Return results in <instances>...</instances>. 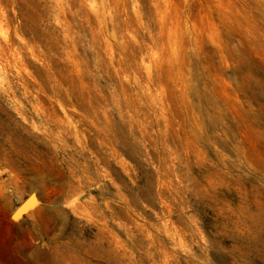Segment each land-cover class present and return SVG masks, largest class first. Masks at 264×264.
Returning a JSON list of instances; mask_svg holds the SVG:
<instances>
[{"label":"rangeland","instance_id":"1","mask_svg":"<svg viewBox=\"0 0 264 264\" xmlns=\"http://www.w3.org/2000/svg\"><path fill=\"white\" fill-rule=\"evenodd\" d=\"M0 264H264V0H0Z\"/></svg>","mask_w":264,"mask_h":264},{"label":"water","instance_id":"2","mask_svg":"<svg viewBox=\"0 0 264 264\" xmlns=\"http://www.w3.org/2000/svg\"><path fill=\"white\" fill-rule=\"evenodd\" d=\"M35 193H31V194H29L16 208H15V211H14V213H13V215L15 214V213H17L18 211H20L21 212V210H22V212L21 213H19V215L18 216H20V215H22L25 211H23V207H30V206H32L33 205V202L32 203H30L29 205H26V203L29 201V199H31L33 196L35 197ZM37 196V195H36ZM32 199H34V198H32ZM33 201V200H32Z\"/></svg>","mask_w":264,"mask_h":264},{"label":"bare ground","instance_id":"3","mask_svg":"<svg viewBox=\"0 0 264 264\" xmlns=\"http://www.w3.org/2000/svg\"><path fill=\"white\" fill-rule=\"evenodd\" d=\"M32 198H33V197H32ZM32 198L29 199V201L26 203V205H29V204L32 202V200H33ZM23 208H24L23 211H25L27 207L25 206V207H23ZM21 212H22V210H21ZM21 212L18 211L17 214H19V213H21Z\"/></svg>","mask_w":264,"mask_h":264}]
</instances>
